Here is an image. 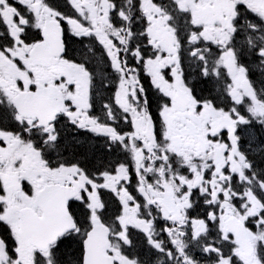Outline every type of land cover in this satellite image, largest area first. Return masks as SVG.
<instances>
[{
	"label": "snow or ice",
	"instance_id": "1",
	"mask_svg": "<svg viewBox=\"0 0 264 264\" xmlns=\"http://www.w3.org/2000/svg\"><path fill=\"white\" fill-rule=\"evenodd\" d=\"M0 264H264V0H0Z\"/></svg>",
	"mask_w": 264,
	"mask_h": 264
}]
</instances>
